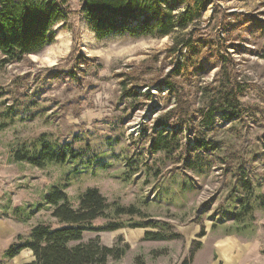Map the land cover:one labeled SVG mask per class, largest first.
Segmentation results:
<instances>
[{
  "label": "rangeland",
  "instance_id": "rangeland-1",
  "mask_svg": "<svg viewBox=\"0 0 264 264\" xmlns=\"http://www.w3.org/2000/svg\"><path fill=\"white\" fill-rule=\"evenodd\" d=\"M211 1L196 27L198 57L186 60L185 51L177 59L169 56V37L124 34L98 40L79 14L80 1L68 0L71 14L53 28L50 46L17 62L0 61V220L14 229V239H27L38 224L59 226L44 207L53 188L64 189L73 208L82 192L96 188L106 198L108 214L118 204L149 216L112 218L125 228L83 234L84 243L98 237L107 247L128 245L120 264H135L136 258L144 264H181L198 243L211 250L217 242L238 244L249 254L245 264H264V0ZM185 61L177 75L168 76ZM165 80L190 102L183 143L192 147L195 138H203L217 143L215 151H190L187 161L148 151L152 121L175 105ZM132 87L136 95L128 97ZM233 94L238 108L228 102ZM39 140L70 144L83 157L41 168L11 159L15 150ZM230 153L241 160L225 177L222 159ZM242 166L252 188L255 234L250 238L227 235L230 222L211 229L219 206L230 207L231 197L248 195L237 183ZM148 221L180 236L145 241L141 233L155 230L132 225ZM10 241L1 239L0 249ZM29 258L21 254V261Z\"/></svg>",
  "mask_w": 264,
  "mask_h": 264
},
{
  "label": "trees",
  "instance_id": "trees-1",
  "mask_svg": "<svg viewBox=\"0 0 264 264\" xmlns=\"http://www.w3.org/2000/svg\"><path fill=\"white\" fill-rule=\"evenodd\" d=\"M79 14L84 19L87 28L98 40L127 34L134 38L145 36L169 37L171 45L167 49L169 56L177 59V54L185 51L188 56H200L199 45L195 39V32L203 14L211 5V0H79ZM71 11L68 0H0V61L12 63L21 60L24 56L36 55L54 42L53 28L65 23ZM192 58V57H191ZM264 60V52L261 55ZM177 63L168 76L177 75L182 69ZM202 68V67H201ZM168 93L173 95L175 105L166 112L158 115L152 121L149 130L150 153L163 152L169 156L178 155L182 161H187L190 151L204 150L213 152L217 143L203 138H195L192 147L183 143L188 136L184 131L190 102L183 98L182 92L176 91L168 80L163 82ZM132 87L131 95H136ZM146 100L151 94L145 96ZM231 106L238 108L236 95L228 99ZM219 106H222L220 103ZM217 108V107H216ZM83 152L75 150L70 144L57 145L39 140L34 147L22 146L12 153V160L27 162L31 166L41 168L45 163L65 164L79 162ZM241 156L230 153L223 157L225 168L222 176L226 177L227 170ZM129 165L132 161L128 160ZM243 170V171H242ZM245 167L238 168L237 183H242L248 195L231 197L230 207L219 206L212 216L214 223L211 229L230 222V231L227 235L252 237L255 234L253 224V207L250 202L252 188L245 172ZM223 187L226 186L224 181ZM222 187V188H223ZM234 191L237 186H234ZM42 206H39L41 208ZM44 207L51 209L50 216L59 225L56 228L48 224L34 226L29 237L22 241L17 237V243L12 244L5 252L6 259H12L21 251H31L33 260L25 264H113L125 255L128 245L107 247L101 244L99 238L81 243L85 232H114L125 228V224L116 222L112 218L122 216L139 217L146 220L149 216L142 214L134 206L124 207L113 205L112 213L108 214L109 205L106 198L96 188H88L78 196V204L73 208L64 189L55 187L44 196ZM217 217V218H216ZM108 219L98 227L92 223L97 219ZM211 218V220H212ZM216 218V219H214ZM132 228L154 229L146 231L145 241H165L176 239L180 235L167 234L158 228L157 223L151 221L132 225ZM204 235L201 228L199 237ZM121 238L118 239L120 243ZM200 247V244H197ZM193 254L181 264H189ZM135 264H144L136 258Z\"/></svg>",
  "mask_w": 264,
  "mask_h": 264
},
{
  "label": "crops",
  "instance_id": "crops-1",
  "mask_svg": "<svg viewBox=\"0 0 264 264\" xmlns=\"http://www.w3.org/2000/svg\"><path fill=\"white\" fill-rule=\"evenodd\" d=\"M118 231V230H116ZM149 230H145L141 233V238L143 239L144 233ZM115 232V231H114ZM5 237H10L11 244L17 243V237L14 239V229L11 226H8L0 220V241ZM83 242V238L81 240ZM200 247L195 250L193 253L191 262L189 264H245L249 254L246 252H240L239 245L229 244V245H220V242L211 244V250L202 246L203 243H199ZM9 246V247H10ZM228 246V247H225ZM8 247V248H9ZM8 248L2 247L0 249V264H25L33 260L31 251L25 249L21 251L17 256L12 259L5 258V252ZM209 251H212L211 256H209ZM26 253L27 256L31 257L27 261H21V254ZM215 256V257H214ZM215 260H217L215 262ZM245 261V262H244Z\"/></svg>",
  "mask_w": 264,
  "mask_h": 264
}]
</instances>
